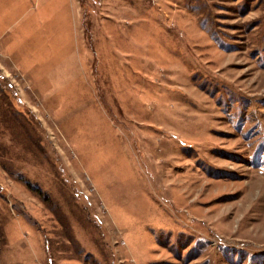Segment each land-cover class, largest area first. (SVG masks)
I'll return each instance as SVG.
<instances>
[{
  "label": "rangeland",
  "instance_id": "374dc122",
  "mask_svg": "<svg viewBox=\"0 0 264 264\" xmlns=\"http://www.w3.org/2000/svg\"><path fill=\"white\" fill-rule=\"evenodd\" d=\"M0 264H264V0H0Z\"/></svg>",
  "mask_w": 264,
  "mask_h": 264
}]
</instances>
